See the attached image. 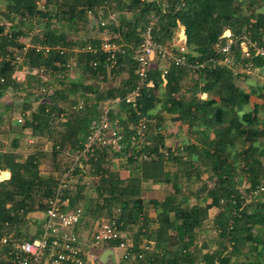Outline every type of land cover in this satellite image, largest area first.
Wrapping results in <instances>:
<instances>
[{
	"label": "trees",
	"instance_id": "obj_1",
	"mask_svg": "<svg viewBox=\"0 0 264 264\" xmlns=\"http://www.w3.org/2000/svg\"><path fill=\"white\" fill-rule=\"evenodd\" d=\"M4 1L5 10L0 8V80H4L0 99L13 91L21 102L20 113H25L22 130L29 129L34 136L54 143V159L66 155V163L57 160V171L71 164L70 155L99 119L101 104L120 101L111 117L119 119L126 147L121 152L97 150L94 156L82 159L78 171L86 169V177H94L95 197L87 196L90 181L83 178L85 182L81 179L68 191L71 206L84 201L83 208L93 220L116 221L122 238L126 230L135 232L134 249L127 248L135 255L128 260L130 264H264V241L255 235L256 230H264V191L257 193L264 186V88L253 87L248 92L238 87L232 69L220 64L225 55H217L213 49L227 29L234 36L246 30L261 42L264 0H45L42 8L43 0ZM90 20H96L99 32L105 38L110 34V41L121 47L114 69L107 68V55L75 51L87 43L99 46L103 40L86 34ZM153 21L154 37L164 45L179 26L184 27L189 61L201 67L170 65L164 79L158 59L149 77L153 86L143 90L133 108L123 100L138 84L135 52ZM26 23L31 27L26 28ZM36 46L61 47L65 52L52 49L46 56ZM234 51L237 69L250 64L264 74V57L241 60L239 44ZM15 54L22 58L21 65L13 63ZM23 68L28 75L20 81L15 74ZM41 69L53 81L34 73ZM74 70L82 80L68 77ZM57 85L62 89L52 88ZM49 86L48 90L38 88ZM34 88L47 92L41 90L37 96L31 91ZM203 94L207 99L201 98ZM81 101L83 110L72 111L71 106ZM62 114H67L66 122H59ZM167 116L188 125L198 145L187 144L177 154L167 148L162 133ZM143 117L147 129L140 144L133 137ZM163 151L169 155L166 161L161 158ZM185 157L191 161L187 169L170 170L171 166H184ZM115 159L125 161L128 179L112 171L110 164ZM40 163V152L22 160L2 152L0 146V171H11V178L0 184V246L7 231L25 241L30 217L46 210L54 180L41 175ZM8 177V172L3 173L0 180ZM150 181L173 186L164 200L149 201L160 212L155 230L149 229L152 220L143 198V185ZM213 209L217 210L215 217L210 215ZM207 229L218 233V238L202 242ZM122 238L108 245L120 248ZM143 238L156 243L155 251L139 250ZM206 249L209 251L203 254Z\"/></svg>",
	"mask_w": 264,
	"mask_h": 264
},
{
	"label": "built area",
	"instance_id": "obj_2",
	"mask_svg": "<svg viewBox=\"0 0 264 264\" xmlns=\"http://www.w3.org/2000/svg\"><path fill=\"white\" fill-rule=\"evenodd\" d=\"M105 25L106 23L101 24V26ZM154 26L155 22L153 21L143 32L141 45L138 46L135 52L138 84L123 100L126 105H131L133 108L137 107V101L142 97L143 90L146 87L153 86V82L149 81V77L154 68V62L158 59L168 63V66L187 67L193 70L201 67L200 64H192L189 61L190 54L186 45L187 40L172 38L165 45L160 44L154 37ZM237 44L240 47L241 60L249 59L252 55L264 57V38L259 42L254 40L251 32L246 30L239 36H234L230 30H226L213 47L217 55H225V59L220 64L234 70L233 68L237 61L233 54L235 52L234 46ZM29 47L30 45H27V48ZM120 48L119 45L110 41L108 37L104 38L99 46L87 43L84 47L75 49V51L87 52L93 55H107V68L114 69L118 64ZM52 49L61 53L65 52L61 47L36 46V51H41L46 56ZM13 58L14 64H22V58L18 54H15ZM92 66L96 68L98 65L94 62ZM241 69V73H246L247 75L257 71L250 64L243 65ZM34 73H40L42 78L48 76L46 69L36 70ZM239 73L236 72V74ZM167 74L168 69H164L162 77ZM57 77L61 78L63 76L58 75ZM0 82H4V80L1 79ZM119 104L120 101L108 100L101 106L102 110L99 119L91 127L85 142L76 146L70 155L71 164L61 174L54 176L55 183L51 197L46 204L45 217L42 220L38 237L31 241H20L11 237L10 233L4 232L0 246L1 264H87L85 252L81 247V234L77 231L84 219V212L80 206H71L68 191L79 183L80 178H86V169H82L84 170L83 172L78 171V165L81 164L82 159L94 156L97 150L121 152L126 147L123 142L124 135L122 128H120L119 119L112 120L111 117L112 111ZM138 114L140 115L139 112ZM129 127L132 128V125H129ZM146 129V118L143 117L135 127L136 134L133 137V142L138 140V143H143ZM80 166H82L80 168L84 167V165ZM263 191L264 186L257 193ZM93 227L95 229V234L92 238L93 243L91 244L93 248L103 247L105 244L122 238V232L116 221H97ZM119 247L125 252L128 251L127 248L130 245L126 237L122 238Z\"/></svg>",
	"mask_w": 264,
	"mask_h": 264
},
{
	"label": "crops",
	"instance_id": "obj_3",
	"mask_svg": "<svg viewBox=\"0 0 264 264\" xmlns=\"http://www.w3.org/2000/svg\"><path fill=\"white\" fill-rule=\"evenodd\" d=\"M90 24L93 26V28L94 27L96 28V31L93 32L90 36H93L95 38L104 39L106 35L104 32H101V31L99 32L98 29L100 27L98 26L97 21L96 20H92V21L90 20ZM178 29L179 30H177V32H176V34L179 32L178 35L175 34V36L173 38L176 40H178V39L187 40L186 35H185V28L182 26H179ZM160 63H161V67L163 68L162 70H164V69L169 70L168 63H165L163 61H160ZM155 66H156V62H154V67ZM24 69L25 68H23L21 71H17V73L15 74L16 77L18 78V80H20V81H25L26 76L28 75L26 69L25 70ZM232 71L234 72V75H236L235 83L238 87H241L242 89L247 90L248 88H246V87L254 86V84L251 83L253 78H246V77L243 78L240 76V74H242L241 71L239 74H236L235 69ZM256 72H258L257 73L258 76H261L259 78L264 80V74H261L259 69H257ZM47 75L48 76L45 77L44 79L49 81V82L53 81L54 78H53V76H51V74L49 72ZM251 75H248V76H251ZM54 76H56V75H54ZM68 77H72V79L74 78L77 80H82L83 76L80 74V72L78 73V72H75V70H74V72L72 74L70 72L68 73ZM58 78H60V77H58ZM88 82H91V80L88 79ZM166 83H167V81L164 80V85H166ZM260 85L261 84H259V86ZM260 87H262V85ZM38 88H43L45 90H48L51 87L49 86V87H38ZM38 88L31 89V91L33 93H35L37 96L42 94V93H39L42 89H38ZM52 88L53 89L59 88V90L62 89V87H58V85H57V87L54 86ZM262 88H264V86ZM45 90H42V92L46 93L47 91H45ZM253 90L254 89L252 88V89H248L247 91L253 92ZM6 95H8L10 97L9 98L10 101L6 100V98H7ZM6 95L0 99V146H1V151L4 153H6V152L12 153V154L16 155L17 157H19V159H22V160L26 159L27 157H29L33 154H37L38 152H40L41 153L40 169H41V175L43 176V169L42 168H44V165L46 163L44 161L49 156L53 155L54 143L48 142L47 138H44V137L40 138V137L34 136V134H32V131L29 129L28 130H22L23 124H24L22 116L25 115V113L24 114L20 113L19 107H20L21 102L19 101L18 96L13 91H10ZM202 96L207 97V94H203ZM254 98H256V97H254ZM203 99H205V98H203ZM2 100H5V101H2ZM110 101H114V100H110ZM105 102H103L101 104V106ZM115 102H117V101H115ZM35 106H37V105H35ZM84 106H85V103L83 101H81V102L75 104L74 106L72 105L71 109H72V111L73 110L74 111L83 110ZM119 106L120 105H117L116 107L118 108ZM117 108H115L112 111V113L115 112V110ZM174 118L175 117L167 116V122H166V125L163 127L162 133L166 137L165 146L167 148H169L172 152L177 154L179 151H183L185 145H187V144L198 145V142H197L196 136L191 132L188 125H182L179 121H177V120L175 121ZM122 119H124V117H122ZM61 120H62V122H66L67 121V114H62L61 118L59 119V122ZM96 121H97V119H96ZM94 123L92 124V126L94 125ZM54 124L55 125L57 124L56 121L54 122ZM88 134H89V132H88ZM15 142H17V146H15ZM31 144H35L34 147H32ZM102 156H105V155H102ZM167 157H169L168 152L163 151L162 155H161V158L163 159V161H166ZM186 157H185V159H186ZM194 160H196L195 157H194ZM185 161H186L185 163L182 162L184 164V166H182V167H181V165L171 166L170 170L173 172H176L177 168L180 169V171L182 168L187 169V167H188V165H190L191 161L187 160V159ZM124 163H125V161H119V160L115 159L113 162L112 171L118 173L119 176L121 177V179L125 180V179L129 178L130 171H128L124 168V166H123ZM170 163H172V162L170 161ZM170 163H169V165H173ZM103 166H104V168L105 167L109 168L108 164H106V163H103ZM45 170H47V169H44V171ZM50 170L55 171L54 174L52 173V175L49 176V178H52L54 180V183H55V177L54 176L61 174L63 171H57L54 167L53 168L50 167ZM205 171H207V170L204 168V172ZM6 172L9 173V177L6 179H1L0 184L11 178V171L10 170L0 171V176ZM51 172H53V171H51ZM86 174L88 176V172L85 173V176H86ZM206 177L207 176L204 175L203 179H205ZM81 179L83 180V178H80L79 183H81V181H82ZM86 179H87V177H86ZM85 181L86 180H83V182H85ZM89 181H90V183L86 187L87 188L86 194L88 197H90L92 195L95 197V189H94V184H93L94 183L93 182L94 177H91V179ZM183 182H184V180H181L180 183L183 184ZM78 184H76V186ZM172 188H173V186L171 184H169V185L157 184V183L153 184V182H151V181L144 183L143 191L145 192V196L143 198L145 199L146 206H148L147 207L148 208L147 209L148 210V218L150 220H152L149 229L152 228L153 230H155L156 228L159 227V223H160L159 222L160 212H156V210L154 208L150 207L149 201L150 200H157V201L164 200L166 195L167 194L169 195V193L172 192ZM147 195H149V197H147ZM85 204L86 203L83 201V202H80L79 204H77L76 206H80L82 209L85 210L84 219H83L82 223L80 224V227L77 229V231L81 234V247H82L83 251L85 252V260H86L87 264H124V263L130 264L131 262L128 260H132V258H134V256H135V255L131 256V252H130L131 249H128V251L125 252V250H122L121 248L110 247V245H108L109 243L105 244L103 246V247H105L106 245L108 246L105 248H103V247L102 248L101 247H96V248L94 247L93 248L91 246V244L93 243L92 238H93V235L95 234V229L93 227L94 223H96L97 221H102V220L107 221V220H105V219L93 220L92 218H90L86 213V209L83 208V207H85ZM44 212H35L30 217L31 222L28 226V236H27L25 241H31L32 239H35L38 237L39 232L41 231L42 220H44V217H45ZM210 215H211V217H215L217 215V210L213 209L210 212ZM34 226L36 227V230L34 229ZM149 229H147V230H149ZM144 230H146V228H144ZM211 231L212 230L207 229L205 232H203V235H202L203 241L202 242L211 241V239L210 240L207 239V235ZM7 232L12 234L14 231H12V233H11V231H7ZM212 232H214V231H212ZM214 233L217 236L215 238H218V233H216V232H214ZM171 234L176 235L175 232H173ZM124 235H125L126 239H128L130 247L134 249L135 232L126 230V231H124ZM255 235H257L261 241H264V230L263 229L256 230ZM18 240H20V239L18 238ZM22 241H24V240H22ZM202 242H201V244H202ZM139 247H140L139 250H145L144 248H146V249L148 248L149 250L155 251L156 243L153 241H149L147 239L145 240L143 238ZM208 251L209 250L206 249V250H203L202 253L205 254ZM105 252L110 253V255H108V257H107V261L102 260L103 254ZM126 256L128 257V259L126 258ZM89 257H92V259L90 260ZM115 257H116V259H115ZM0 264H1V262H0ZM196 264H198V262Z\"/></svg>",
	"mask_w": 264,
	"mask_h": 264
},
{
	"label": "rangeland",
	"instance_id": "obj_4",
	"mask_svg": "<svg viewBox=\"0 0 264 264\" xmlns=\"http://www.w3.org/2000/svg\"><path fill=\"white\" fill-rule=\"evenodd\" d=\"M44 1L45 0H43V2H40V4H39V7L40 8H42L43 7V5H44ZM5 6H6V3H5V1L4 0H0V8H1V10H5ZM25 27L26 28H30L31 27V25L30 24H28V23H26L25 24ZM39 28V27H38ZM95 27L93 28V26L90 24V27L88 28V31L86 32V34L87 35H91L92 33H93V31H95ZM179 30V29H178ZM89 32V33H88ZM179 33V32H178ZM178 33L176 34V35H178ZM82 35H83V33H82ZM109 38L111 37L112 38V36L109 34V36H108ZM107 37V38H108ZM24 43H28V41L27 40H24L23 41ZM239 68L237 69L236 67L234 68L235 69V71L236 72H240V71H242V66H238ZM258 72H254V74H252L251 76H248L249 78H253V80L251 81V83H253L254 84V86H252V87H246V88H248V89H252L253 87L254 88H257V87H260L261 85H262V87L264 86V80L263 79H261V78H259V77H261V76H258V74H257ZM253 76V77H252ZM241 77H245V76H241ZM250 81V80H249ZM99 82H101L102 83V81H99ZM259 84H261L260 86H259ZM262 87H260V88H262ZM247 89V90H248ZM6 100H8V101H10L9 100V96L8 95H6ZM201 98L203 99V98H205V99H207V97L206 96H201ZM2 101H5V100H2ZM34 145L35 144H31V146L32 147H34ZM45 148V147H44ZM55 160V161H54ZM57 160L58 161H60L59 162V164H61L62 165V163H66L67 161H68V159H66V155H64V156H60L59 158H57V159H54V157L53 156H49L44 162H46L45 163V165H44V168H42L43 169V177H49V176H51L52 175V173L54 174L55 173V171L54 170H50V167L51 168H60V166H55V164L57 163ZM111 166H113V162L110 164ZM44 169H47V170H45L44 171ZM51 171H53V172H51ZM51 172V173H50ZM50 173V174H49ZM90 175V174H89ZM91 179V177H87V180L89 181ZM147 197H149V195H147ZM215 237H217L216 236V234L214 233V232H210L208 235H207V239H211V240H213V239H215ZM90 258V260L92 259V257H89ZM115 259H116V257H115Z\"/></svg>",
	"mask_w": 264,
	"mask_h": 264
},
{
	"label": "water",
	"instance_id": "obj_5",
	"mask_svg": "<svg viewBox=\"0 0 264 264\" xmlns=\"http://www.w3.org/2000/svg\"><path fill=\"white\" fill-rule=\"evenodd\" d=\"M34 229L36 230V227H35V226H34ZM108 255H110L109 252H105V253L103 254L102 260H103V261H107V257H108ZM105 256H106V258L104 259Z\"/></svg>",
	"mask_w": 264,
	"mask_h": 264
},
{
	"label": "bare ground",
	"instance_id": "obj_6",
	"mask_svg": "<svg viewBox=\"0 0 264 264\" xmlns=\"http://www.w3.org/2000/svg\"><path fill=\"white\" fill-rule=\"evenodd\" d=\"M110 254V253H109ZM106 258V256L104 257V259Z\"/></svg>",
	"mask_w": 264,
	"mask_h": 264
}]
</instances>
